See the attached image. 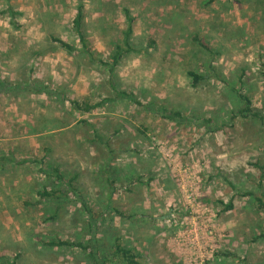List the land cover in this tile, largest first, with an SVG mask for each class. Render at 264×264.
Listing matches in <instances>:
<instances>
[{"label": "rangeland", "instance_id": "1", "mask_svg": "<svg viewBox=\"0 0 264 264\" xmlns=\"http://www.w3.org/2000/svg\"><path fill=\"white\" fill-rule=\"evenodd\" d=\"M83 2L88 40L107 60L123 39L125 9L135 16L134 50L114 82L142 104L73 106L116 96L108 66L54 40L81 48L72 31L80 0H0V254L19 253L20 264L101 263L79 247H44L37 231L92 243L101 255L118 237L144 264H264V211L239 195L259 189L253 162L264 166V123L233 117L242 70L243 92L264 106L256 0ZM198 30L213 37L214 57L194 44ZM189 70L209 77L194 86ZM150 101L186 119H164ZM57 167L67 178L78 174V192L56 178ZM46 187L62 190L60 200L42 197Z\"/></svg>", "mask_w": 264, "mask_h": 264}, {"label": "trees", "instance_id": "2", "mask_svg": "<svg viewBox=\"0 0 264 264\" xmlns=\"http://www.w3.org/2000/svg\"><path fill=\"white\" fill-rule=\"evenodd\" d=\"M179 1L181 0H149V2L152 3L151 5H157L159 7L167 6V5H174L175 7H177L179 4H181ZM210 1H213V0H209V2ZM256 3L261 8L264 14V0H256ZM125 15L127 18V26L123 32L124 36H123V39L116 44L113 52L111 53V57H110L111 60H107L103 58L102 56H100V54L96 50L93 49V47L91 46L88 40L86 30H85L86 11H85V4L83 0H80V3L76 8V12L74 13V17L72 20V31L78 36L79 41L81 43V48L61 38H57V37L54 38V40L59 42L61 47L66 49L67 51L72 52V53L78 50L82 51L88 54L92 61H95L98 64L103 65V66H108L109 68V72L111 75V81H112L111 85L116 92V96L106 97L95 103H92L85 99H82V100L72 99L73 106L80 111L91 112L94 109L104 106L107 102L114 101L116 99H123V100L125 99V100L132 101L134 103L142 104V102L138 99L136 94H134L133 92L123 90V89H119L114 82V75H115L116 68L120 64L124 55L134 50L132 39H133V34H134V25L136 22V18L129 8L125 9ZM262 19L263 18L261 17V20ZM200 33H202V30L195 31V33L193 34L194 44L196 43L197 46L201 47L203 50L207 51L210 54L212 53L213 54L212 57H214L216 50L212 47L211 42H210L211 38L213 37H210L209 35L211 34L209 33H206L204 37H202ZM233 36L237 39H240V34L235 33L233 34ZM217 53L218 51H216V54ZM261 66H262L261 74L264 76V62L262 63ZM213 69H214L213 65L212 63H210L209 70L211 71ZM242 71H243L242 75H240L239 77V81H240V84H242V87L241 88L235 87L233 89L236 92V95L238 96V98L240 99V102L242 105L238 109L237 112H234L233 117L235 118L237 116H241L243 118H254L264 123V106L261 107V106L254 104L253 99L248 94L243 92V85H244L243 77L245 76L246 73H245V70H242ZM188 75L191 77L192 84L194 86H197L201 80L205 79L206 77H209L208 74H205L204 72H200L196 70H189ZM145 105L149 109L157 112V114L162 116L164 119H169V120L177 121V122H183V120L186 119V116L184 115L182 111L170 109L164 104L158 105V104H155V102L150 101ZM44 159L45 158H43L42 160L34 159L33 161L31 160V162L42 163L44 162ZM253 164L257 166V168L259 169V176H258L259 189L258 191L249 190L245 192H240L239 195H243V196L248 197V199H252V202L256 205L257 209L259 211H264V189H262L263 187L262 184L264 181V166L260 163L259 160H256L255 162H253ZM55 172H56V178L59 180H63L64 185L67 187L66 189L69 192L71 191L72 193H76L79 191L77 183H75V181L78 178L77 173H74V175L71 178H67L68 172H64L63 170L60 169V167L55 168ZM60 191L62 190L55 189V188L50 189L46 187L44 190L39 191V193L44 198H47V199L56 198L60 200L59 198V195L61 194ZM84 199H85L84 197L81 198L83 203L87 204L86 200ZM59 200H58V204H61L62 202ZM24 203L26 205H30V202H24ZM224 204H225L226 211L232 210L235 207L233 201H230ZM55 215L56 214H54V216H51L50 219H55L56 218ZM98 222H99L98 219H96V223ZM34 235L37 237V239H39L38 241H40L44 247H49V248L79 247L84 251H88L93 256L97 255L98 258H96V260H97V263L100 261L101 262L100 264H107L108 262H111L112 260H114V258L116 257H119L124 264H144L141 261L140 254L136 252L131 245L127 246L126 243L124 244L121 238H118V237L114 241V243L111 246H109V250L107 252H104L103 255H101L99 252L98 253L99 255H98V254H95V252L98 249L94 251V249L91 248L93 245L92 243L85 244L82 241L64 239L61 236L55 237V238H44L40 236V233L37 231L34 233ZM261 237L264 238V232L261 234ZM20 256L21 254L19 253H17L14 257L0 254V264H20L19 262Z\"/></svg>", "mask_w": 264, "mask_h": 264}]
</instances>
